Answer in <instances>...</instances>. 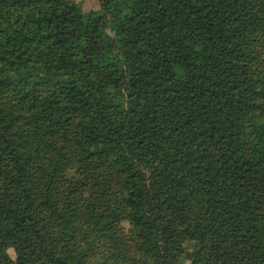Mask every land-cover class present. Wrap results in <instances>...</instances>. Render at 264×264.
<instances>
[{"label":"trees","instance_id":"16d2710c","mask_svg":"<svg viewBox=\"0 0 264 264\" xmlns=\"http://www.w3.org/2000/svg\"><path fill=\"white\" fill-rule=\"evenodd\" d=\"M0 194V264H264V0H0Z\"/></svg>","mask_w":264,"mask_h":264},{"label":"rangeland","instance_id":"374dc122","mask_svg":"<svg viewBox=\"0 0 264 264\" xmlns=\"http://www.w3.org/2000/svg\"><path fill=\"white\" fill-rule=\"evenodd\" d=\"M77 2L80 7L82 8L83 11H89V10H98L100 9L101 5L106 1V0H74ZM87 196L92 197V190L88 189L86 191ZM258 200L261 201L260 198ZM0 207L4 208L7 207L6 202L1 198L0 194ZM96 207L100 208L101 207V202H96ZM170 222L174 223V220H170ZM125 228H127V223H124ZM180 240L181 243L184 247V253L179 257L178 264H190L191 261V256L192 252L194 249V244L193 242L187 241L182 235H180ZM8 254L13 257L14 253L12 249H8Z\"/></svg>","mask_w":264,"mask_h":264}]
</instances>
